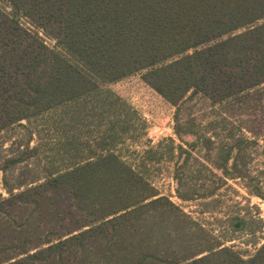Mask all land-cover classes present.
Here are the masks:
<instances>
[{
    "label": "trees",
    "instance_id": "16d2710c",
    "mask_svg": "<svg viewBox=\"0 0 264 264\" xmlns=\"http://www.w3.org/2000/svg\"><path fill=\"white\" fill-rule=\"evenodd\" d=\"M137 74L177 109L179 144L153 146L146 120L109 88ZM263 86L264 0H0V134L70 110L93 116L98 133L88 157L65 170L14 172L37 155L30 142L0 162V264H264V244L244 259L143 172L172 161L183 202L212 199L230 179L264 200L243 132L216 147V136L180 119L192 93L221 108L211 124H229L234 105L263 96ZM128 141L144 147L138 162L121 153Z\"/></svg>",
    "mask_w": 264,
    "mask_h": 264
},
{
    "label": "rangeland",
    "instance_id": "374dc122",
    "mask_svg": "<svg viewBox=\"0 0 264 264\" xmlns=\"http://www.w3.org/2000/svg\"><path fill=\"white\" fill-rule=\"evenodd\" d=\"M21 23L27 28L34 29L27 19H22ZM40 35L50 48L55 46L54 40L46 37L43 32H40ZM109 88L126 100L146 120L147 137L153 146L162 143V150H165L169 143L164 140L168 138L175 139L177 144L180 143L174 131L177 109L147 85L141 74L111 84ZM261 91L263 96L256 94L250 100H246L245 104L234 105L232 113H227L231 121L229 124L223 122L211 124L215 120H220L221 108L213 106L202 95L191 93L181 105L180 119L199 134L216 136L214 138L217 142L216 147L230 142L228 137L231 133L239 136L243 132L252 141L247 149L251 162L249 173L264 186V86ZM78 113H73L72 110L50 113L32 123L23 122V125H16L3 132L0 134V162L6 157L13 156L20 146L23 150L28 142L32 148L38 147L37 155L27 159L14 172L20 171V168H25L28 164L35 169L33 175L43 176L48 172L65 170L73 162L88 157L87 146L94 143L98 133L93 124V116ZM31 132L33 137L30 136ZM185 139L193 142L196 138L187 135ZM68 140L71 144L64 146V142ZM143 148L131 141L120 147L121 153L130 162H138L139 157L134 150L142 152ZM197 153L200 157L207 155L202 149ZM213 154L215 155L216 151ZM174 170L175 164L165 158L160 163L148 164L143 172L161 195L180 206L212 236L221 240L225 246L238 251L244 259L253 257L264 244V200L250 193L247 188L249 183L230 179L212 199L183 202L177 196ZM217 173L221 175L220 171ZM201 175L207 178L209 173L203 169ZM9 179L13 182L12 176ZM0 196H8L4 187L3 172H0ZM237 218L246 219L248 225L238 229Z\"/></svg>",
    "mask_w": 264,
    "mask_h": 264
}]
</instances>
